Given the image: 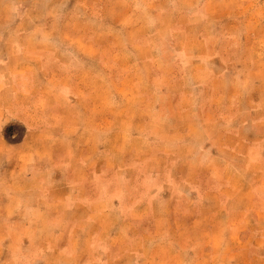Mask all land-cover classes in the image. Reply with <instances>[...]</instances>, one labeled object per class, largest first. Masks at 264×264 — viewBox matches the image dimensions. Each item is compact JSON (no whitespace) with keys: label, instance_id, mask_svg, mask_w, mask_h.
<instances>
[{"label":"rangeland","instance_id":"rangeland-1","mask_svg":"<svg viewBox=\"0 0 264 264\" xmlns=\"http://www.w3.org/2000/svg\"><path fill=\"white\" fill-rule=\"evenodd\" d=\"M25 126L84 203L52 241L72 259L12 225L0 264H264V0H0L7 158Z\"/></svg>","mask_w":264,"mask_h":264},{"label":"crops","instance_id":"crops-1","mask_svg":"<svg viewBox=\"0 0 264 264\" xmlns=\"http://www.w3.org/2000/svg\"><path fill=\"white\" fill-rule=\"evenodd\" d=\"M16 112L19 113L15 114L18 120L12 119L14 122H18L19 119L27 122L31 118L29 111L22 107L16 109ZM28 128V126L24 127L25 136L23 140H20L23 153L15 158L12 154L10 158L6 157L9 155L5 150V146H7L5 143L8 144V140H0V146H2L0 161L3 163L0 164V228L5 231V226H9V230L12 225L21 226L22 236L24 235L21 243L24 245L25 251L27 253L35 251L41 262L45 257H53L57 253L64 255L66 259H72V255L60 253L52 241L53 239L57 240L60 236L58 228L60 212L71 213L81 207L84 201L79 199L78 194L75 195L74 191L55 192L51 184L44 185L43 170L50 174L57 172L48 164L44 169L42 167L43 145H51L52 141L28 140L30 134L34 132ZM146 142L149 143V140ZM152 159H146L144 166L148 165ZM14 176H19L20 180L24 182L22 187L15 184ZM173 182L174 188L180 186V181L174 180ZM44 226L45 231L38 234L37 227L43 228ZM45 242H50V248L45 247ZM136 259V264H141L138 261L141 257H136Z\"/></svg>","mask_w":264,"mask_h":264}]
</instances>
